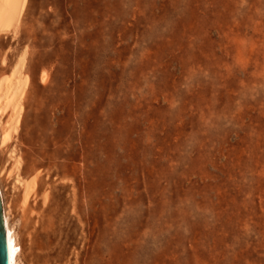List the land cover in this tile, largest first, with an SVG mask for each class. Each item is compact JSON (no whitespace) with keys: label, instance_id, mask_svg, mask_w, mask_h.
<instances>
[{"label":"rangeland","instance_id":"rangeland-1","mask_svg":"<svg viewBox=\"0 0 264 264\" xmlns=\"http://www.w3.org/2000/svg\"><path fill=\"white\" fill-rule=\"evenodd\" d=\"M22 59L19 264H264V0H27L0 82Z\"/></svg>","mask_w":264,"mask_h":264},{"label":"bare ground","instance_id":"bare-ground-1","mask_svg":"<svg viewBox=\"0 0 264 264\" xmlns=\"http://www.w3.org/2000/svg\"><path fill=\"white\" fill-rule=\"evenodd\" d=\"M27 4V0H0V35L2 33H11L17 30L18 24L20 22L21 17L24 14L25 7ZM23 58V57H22ZM24 67V59H22L17 65V69L14 71V79L16 80V76H21ZM16 77V78H15ZM43 82H45V77L42 76ZM28 80L17 79L16 82L9 81V79H5L0 82V105H6L13 108L15 113V123H19V116L21 112L20 101L22 99L23 93L27 87ZM3 127V126H2ZM1 127L0 122V146H5L12 139L11 131H4ZM30 194V188L26 193L25 198L28 199ZM4 222L6 226L7 232V241L9 247V261L10 264H19V256L20 249L17 244V239L15 232L9 225L8 215L3 212Z\"/></svg>","mask_w":264,"mask_h":264},{"label":"water","instance_id":"water-1","mask_svg":"<svg viewBox=\"0 0 264 264\" xmlns=\"http://www.w3.org/2000/svg\"><path fill=\"white\" fill-rule=\"evenodd\" d=\"M0 264H10L7 232L3 216V203L0 194Z\"/></svg>","mask_w":264,"mask_h":264}]
</instances>
